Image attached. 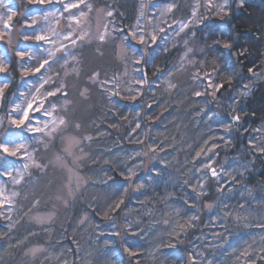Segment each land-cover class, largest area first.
<instances>
[{"label": "trees", "instance_id": "1", "mask_svg": "<svg viewBox=\"0 0 264 264\" xmlns=\"http://www.w3.org/2000/svg\"><path fill=\"white\" fill-rule=\"evenodd\" d=\"M12 1L0 140L12 134L26 82L17 50L30 6ZM89 2L92 16L110 11L122 31L76 45L78 72L54 97L70 101L67 127L42 151L11 214H0V264H264V0H228L213 32L198 29L195 67L176 68L178 45L149 55L146 36L148 78L122 105L102 85L118 73L140 0ZM200 63L215 76L213 92H196ZM168 76L171 88L148 87ZM63 156L79 181L65 202L56 197L67 181ZM51 212L47 224L34 220Z\"/></svg>", "mask_w": 264, "mask_h": 264}, {"label": "rangeland", "instance_id": "2", "mask_svg": "<svg viewBox=\"0 0 264 264\" xmlns=\"http://www.w3.org/2000/svg\"><path fill=\"white\" fill-rule=\"evenodd\" d=\"M20 1L30 6L22 13L23 38L17 50L26 82L15 99L10 115L13 131L6 140L12 143L8 144V152L2 149L0 165L2 215L11 214L21 184L33 175L34 170L43 167L45 157L42 151L67 127L66 123L60 124V120L65 121L63 113L70 101L67 98L55 100L54 97L65 88L68 76L78 72L76 45L91 40L101 42V36L104 37L103 41H110L122 31L115 26L110 11L104 12L102 16L97 14L95 17L92 16L89 0ZM74 4L78 7H70ZM227 6L228 0H140L136 22L128 32L130 45L122 50L123 56L120 59L118 73L116 77L103 81L102 86L112 102L122 105L130 97L140 96L144 78H148L141 70L146 50L140 46L146 36L149 55L178 45L183 48V54L176 68L181 70L195 67L196 31L200 29L201 33L206 35L213 32L215 25L212 19L225 14ZM16 14L17 3L12 0H0V98L7 82L5 73L8 58L4 43L10 37ZM194 80L198 94L206 91L210 93L217 89L215 76L205 72L201 63L197 67ZM162 85L171 88L169 76L159 77L148 83L151 91ZM48 93L54 95L49 96ZM28 103H33L34 109L39 105V111L30 112L32 123L30 127H25L18 122ZM17 108L20 111H17ZM48 132H51V135H48ZM64 152L68 156L71 154L68 147ZM57 158L65 169L67 181L63 189L56 193V197L57 200L65 202L71 196V186L78 184L79 181L72 165L64 160L65 156ZM210 172L214 178L220 174L214 168H211ZM53 215V212L47 215L35 214L34 220L40 224H47Z\"/></svg>", "mask_w": 264, "mask_h": 264}, {"label": "snow or ice", "instance_id": "3", "mask_svg": "<svg viewBox=\"0 0 264 264\" xmlns=\"http://www.w3.org/2000/svg\"><path fill=\"white\" fill-rule=\"evenodd\" d=\"M70 7H78V5H71ZM109 15H111V13H108ZM38 39H45V37H38ZM100 40L103 41L104 37L101 36ZM227 47V45H226ZM47 63V61L45 62ZM41 67H43V65H41ZM37 71H39V69H37ZM49 96L54 95V93H48ZM17 111H20L19 108L16 109ZM32 110H36L39 111V105H37L34 109V104L33 103H28L27 107L23 110V114L19 119V125H24L25 127H30L31 126V116H30V112ZM14 123H16L14 121ZM53 123H55V121H53ZM65 121L63 119L60 120V124H64ZM45 127H47V125H45ZM34 131H43V129H32ZM54 130V129H53ZM48 135H51V132L47 133ZM12 143V141L10 140H0V148H2L5 152H8V144ZM18 182V181H17ZM13 195H15V193H13Z\"/></svg>", "mask_w": 264, "mask_h": 264}, {"label": "water", "instance_id": "4", "mask_svg": "<svg viewBox=\"0 0 264 264\" xmlns=\"http://www.w3.org/2000/svg\"><path fill=\"white\" fill-rule=\"evenodd\" d=\"M212 171H213V169H212ZM214 176H216V174Z\"/></svg>", "mask_w": 264, "mask_h": 264}]
</instances>
